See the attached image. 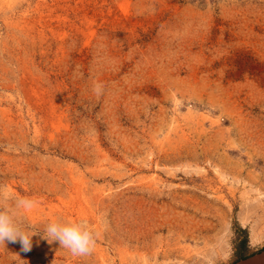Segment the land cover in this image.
I'll list each match as a JSON object with an SVG mask.
<instances>
[{"label": "rangeland", "instance_id": "rangeland-1", "mask_svg": "<svg viewBox=\"0 0 264 264\" xmlns=\"http://www.w3.org/2000/svg\"><path fill=\"white\" fill-rule=\"evenodd\" d=\"M20 202H23L21 205ZM0 264H232L264 250V0H0Z\"/></svg>", "mask_w": 264, "mask_h": 264}, {"label": "clouds", "instance_id": "clouds-1", "mask_svg": "<svg viewBox=\"0 0 264 264\" xmlns=\"http://www.w3.org/2000/svg\"><path fill=\"white\" fill-rule=\"evenodd\" d=\"M37 232H42V238L48 243L58 241L61 247L75 256L89 254L95 244L94 233L86 220L57 218L46 222L42 230H35L34 226L25 225L18 216L0 206V245L19 241L22 249L27 252L32 247V236Z\"/></svg>", "mask_w": 264, "mask_h": 264}, {"label": "water", "instance_id": "water-1", "mask_svg": "<svg viewBox=\"0 0 264 264\" xmlns=\"http://www.w3.org/2000/svg\"><path fill=\"white\" fill-rule=\"evenodd\" d=\"M232 264H264V250L239 259Z\"/></svg>", "mask_w": 264, "mask_h": 264}]
</instances>
